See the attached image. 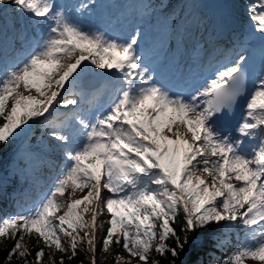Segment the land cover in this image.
<instances>
[{
  "label": "snow or ice",
  "instance_id": "6c2138e0",
  "mask_svg": "<svg viewBox=\"0 0 264 264\" xmlns=\"http://www.w3.org/2000/svg\"><path fill=\"white\" fill-rule=\"evenodd\" d=\"M10 5L39 32L0 34V152L42 122L65 162L39 201L0 215V241L12 242L0 264H101V254L111 264H185L197 246L219 247L215 234L235 224L250 231L220 264L264 262V50L250 84L241 49L209 65L202 82L168 85L139 31L120 39L72 15H91L96 0H0V12ZM247 12L250 35L264 40V0ZM189 39L186 19L163 16L158 50L183 54ZM88 72L115 78L118 94L94 120L74 113L70 133L51 118L57 105L79 108L64 93ZM241 97L240 121L222 124ZM47 163L43 147L18 150L17 168L33 180Z\"/></svg>",
  "mask_w": 264,
  "mask_h": 264
},
{
  "label": "trees",
  "instance_id": "16d2710c",
  "mask_svg": "<svg viewBox=\"0 0 264 264\" xmlns=\"http://www.w3.org/2000/svg\"><path fill=\"white\" fill-rule=\"evenodd\" d=\"M254 0H236L240 9L248 7ZM146 5H152L151 8H146ZM11 10L5 14L0 12V34L7 36L9 39L17 36V30L13 25L17 22L16 11L10 5ZM135 11L138 14L151 15L154 14L157 18L162 19L164 15L179 14L186 20L193 18H201L203 12L196 5L195 0H137L135 1ZM11 51V50H10ZM60 117V115H59ZM62 120V117H60ZM45 127L42 122L38 123L29 139V144L36 148L45 147ZM11 146L0 152V160L6 156ZM18 155L7 157L4 166L0 164V176L8 177V173L12 172L11 180L0 184V191L4 193L5 198L1 197L0 192V215H12L16 213L18 204L24 200H36L42 192L49 189V176L51 175L50 167H43L33 180L30 176L22 173L16 165ZM51 163V162H49ZM53 164V163H52ZM49 166V164H48ZM5 175V176H4ZM216 239L221 241L219 247H214L208 244L206 247L197 246L196 249L189 251L182 257L185 264H220V261L225 259L230 253L239 247L240 229L235 225L221 227V230L215 234ZM203 239V238H202ZM0 260L6 255L3 250ZM81 259L83 256L80 257ZM76 264V262H73ZM111 264V263H110ZM245 264V262H244Z\"/></svg>",
  "mask_w": 264,
  "mask_h": 264
},
{
  "label": "rangeland",
  "instance_id": "374dc122",
  "mask_svg": "<svg viewBox=\"0 0 264 264\" xmlns=\"http://www.w3.org/2000/svg\"><path fill=\"white\" fill-rule=\"evenodd\" d=\"M87 3L88 0H83L81 1V3ZM130 0H96V6L95 8H93L92 10H94V12H96L105 23H109L112 21H117V20H122L124 21L125 18L128 16L129 13V3ZM226 6L228 7V11L230 12L229 14L233 16V20L236 23H240V29H241V34L243 36H245L248 33V28L251 25V21L248 19V16L246 15V17H243L237 7V3L236 0H224ZM11 10V7H9V11ZM18 16L20 17V14H18ZM150 20H153V22H150L148 19L145 18H135L134 20V28L137 31L140 32L141 36H147L149 38L150 41L155 43V39L157 36V33L159 31V27H158V19H155V16L152 17V19L150 18ZM155 21V22H154ZM189 22V27L192 26L194 22L193 19L191 20H187ZM196 28L192 29L191 31L189 30L190 33V39L188 41L189 44V48L192 49L194 44H197V42H199L197 50L195 52H193L194 56L199 55L200 57H202V55H204L206 53V55H209V51L212 50L214 48V45L211 43V41L208 40L207 37V33L208 31L206 30V21L204 19H196ZM156 26V27H155ZM14 29H17L18 27L16 25H13ZM233 33L235 34V29H232ZM160 53H165L167 52V54L173 58H177L179 55H183V54H177L175 51L173 50H169L167 47H165L163 50H159ZM182 58V57H181ZM193 58V57H192ZM181 61V59H180ZM89 74H96L97 72H88ZM86 74V73H82L81 75ZM80 75V76H81ZM76 84H78V79L73 82L72 84L68 85V91L66 93H64V95L66 97L69 98H74L76 93L74 91V88L76 86ZM75 99V98H74ZM94 102L93 104L96 103V97L91 99ZM78 101V105L79 108H74L73 106L69 105L67 108H64L61 105H57V109L56 112L53 114L52 118L57 124L60 125H66L67 127L65 128L66 131L70 132V133H75L76 130V124L74 119H72L73 114L76 112H80L81 114H83L85 116L86 119L89 118V112L90 110H87V104L83 103L80 100ZM96 105V104H95ZM59 115H61L60 117H63L62 120H59L60 117ZM44 134H45V147L44 149L47 151V156H48V163L45 167H49L48 164L49 162L54 163V175L56 176L61 168V166L64 164L65 162V158L63 153L55 148V141L52 140L51 137H49L47 135V131L46 129L44 130ZM28 148H32L31 146H29ZM5 160V159H3ZM3 160H2V164L3 165ZM44 167V168H45ZM8 177L0 178V184L5 185V183L8 181L9 182L11 180V172L9 174H7ZM5 176V175H4ZM54 176V177H55ZM53 179L51 180L52 183ZM87 189H85V193H86ZM1 192V191H0ZM84 193H80L79 190H77V198H79V196L83 195ZM44 195V193H43ZM42 195V196H43ZM1 197L5 198V195L3 192H1ZM32 205H26V206H21L20 211H22L24 208L27 207H31ZM18 213V212H17ZM4 215V214H3ZM237 226L240 229V236H239V246L241 245V243L245 240L248 232L250 231V229H246L242 226H239L237 224ZM11 241L10 240H4V241H0V258L2 256V252L3 250H5V245L10 246L11 245ZM25 243H31L30 240L25 241ZM47 251V250H46ZM126 255V254H125ZM99 260L101 261V264H110L111 263V255H109L107 257V259H105L104 255L101 254L99 257ZM246 264H264V262L261 261H253L250 258L245 260ZM133 264H135V261H133Z\"/></svg>",
  "mask_w": 264,
  "mask_h": 264
},
{
  "label": "bare ground",
  "instance_id": "6f19581e",
  "mask_svg": "<svg viewBox=\"0 0 264 264\" xmlns=\"http://www.w3.org/2000/svg\"><path fill=\"white\" fill-rule=\"evenodd\" d=\"M192 54H194V53H193L192 49L189 48V44H188L187 51L183 53V55L185 57L184 61H187L188 59H191L192 58ZM206 60H207V58L205 59V62H206ZM101 74L102 73L99 72L96 75H101Z\"/></svg>",
  "mask_w": 264,
  "mask_h": 264
}]
</instances>
